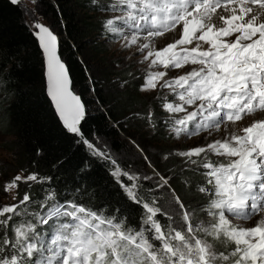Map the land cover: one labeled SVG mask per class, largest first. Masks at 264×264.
I'll return each instance as SVG.
<instances>
[{"label": "snow or ice", "instance_id": "1", "mask_svg": "<svg viewBox=\"0 0 264 264\" xmlns=\"http://www.w3.org/2000/svg\"><path fill=\"white\" fill-rule=\"evenodd\" d=\"M90 6L110 14L101 22L102 38L134 48L138 63L146 65L141 76H133L142 77L140 90H167L157 100L169 114L159 124L170 137L211 136L223 127L222 139L164 156L185 158L181 175L190 170L203 178H183L185 188L192 186L203 199L182 200L170 183L174 177L156 170L135 140L129 142L150 174L122 168L106 144L84 135L87 105L72 89L57 34L37 19L31 27L58 118L89 155L109 162L126 200L141 211L137 218L121 206L96 208L68 189L58 193L50 176L18 174L5 192L19 181L47 187L41 198L26 192L18 203L0 206V264H264V119L229 130L246 116L264 113V0H90ZM166 34L171 42L158 48L156 39ZM88 82L95 92L90 74ZM135 115L157 129L151 109ZM210 154L223 159L214 162ZM143 181L150 182L147 188ZM248 221L252 226H245Z\"/></svg>", "mask_w": 264, "mask_h": 264}, {"label": "trees", "instance_id": "2", "mask_svg": "<svg viewBox=\"0 0 264 264\" xmlns=\"http://www.w3.org/2000/svg\"><path fill=\"white\" fill-rule=\"evenodd\" d=\"M105 2L107 0H97V5ZM35 8L47 24L62 35L61 55L69 67L75 91L88 108V115L81 124L84 135L94 143L93 137L98 138L100 145V140L105 141L122 168L145 171L147 163L129 143L128 137L134 138L162 174L174 177L170 183L182 200H202V195L195 193L192 186L185 188V177L203 180L190 170L181 175V168H186L185 158L169 155L164 159L165 154L176 150L171 147L167 130L159 124L160 118L168 116L157 100L162 93L143 95L140 79H133L141 74L133 67L124 71L110 68L106 47L96 37L102 36L101 22L107 19L98 16L102 11L90 6V0H37ZM33 31L21 4L0 0V132L8 137L2 146L11 154V160L0 163V200L4 185L12 180L7 179L8 174H13L14 178L18 173L26 176L35 172L52 177L51 184L58 193L68 189L73 196L83 198L80 202H91L96 208L121 206L122 212L134 213L138 218L141 209L126 200L110 175L109 162L89 155L86 147L77 142L79 138L69 133L58 118L46 92L45 61ZM89 74L95 83V94L89 87ZM122 78L127 81L123 88L117 82ZM97 97L100 106L94 107L98 104ZM149 109L157 121L154 132L146 121L135 115L146 114ZM209 158L214 162L223 159ZM121 180L128 183L124 177ZM149 183L143 181L144 187ZM17 184L19 200L26 192L33 199L41 198L42 187H47L34 182H28L31 188L23 181ZM76 188L81 191L76 193ZM66 197L67 194L60 198Z\"/></svg>", "mask_w": 264, "mask_h": 264}, {"label": "rangeland", "instance_id": "3", "mask_svg": "<svg viewBox=\"0 0 264 264\" xmlns=\"http://www.w3.org/2000/svg\"><path fill=\"white\" fill-rule=\"evenodd\" d=\"M108 2H109V0H107V2H105V3H108ZM21 5L24 9L25 19L30 26H32L34 23V20H37V19L41 22L48 23L37 12V10L35 8V4L32 3V0H23ZM28 9H32L35 12V16H33L31 13H29L27 11ZM98 16H101L103 18H109L110 14L107 12H101V15L98 14ZM60 36L62 37V35H60ZM96 37H98V41H101L103 43V45L106 47V54H105L106 59H107V62L110 63V68L112 70L124 71V69L126 70L128 67H133V69L137 70V72H139L141 74V69L146 68V65L138 63V60L140 59V57L137 55H134V52H135L134 48L133 49H122L120 43L108 44L106 42V39L102 38L101 35L96 36ZM169 42H171L169 40V34H166L164 37H160V38L156 39V45L158 48L166 46V44ZM187 70H189V69L185 68L183 70H174V71L169 73V76H174L177 74V72H180L182 74L184 71H187ZM118 78H119V76H118ZM117 82L120 83L119 85L121 88H123L127 85V83H125L124 78L118 80ZM141 84H142V77L140 78V86H141ZM157 92H160L163 94V93L167 92V90L165 89V90L161 91L158 88L155 91H141V93L143 95H153V94H156ZM93 94H95V93L93 92ZM93 96H95V95H93ZM169 99H171V97H169ZM0 100H1V94H0ZM99 106H100V104L98 103L94 107H99ZM166 115H169V114L166 112ZM254 119H264V113L258 112L255 114V116H246L244 118V120L238 122L236 125L230 124L229 130L235 129L236 131H239L240 127L247 126ZM224 135H225V132H224V129L222 127V129L219 132H214L211 136H209L208 133H201L200 135L194 136L190 139L184 137L183 135L179 139H175V138L170 137L171 143H172L171 147H175V150L187 151V150L194 148V147H197V146H205L208 142H211L214 139H222ZM205 137H207V139H205ZM7 138H8L7 136L2 135V133L0 132V163L11 160L10 152L5 150L2 146V143ZM128 140L130 141V140H135V139L132 137H128ZM100 143H102V145L106 144L105 141H103V140H100ZM136 143L139 144L137 141H136ZM140 147L142 148L141 145H140ZM107 148H108V151L112 154V151L108 145H107ZM209 156L212 157L213 159L218 158V157H215L211 154ZM152 165L155 166L153 163H152ZM155 168L157 169L156 166H155ZM145 171L149 172V174L151 173V169L148 168V164L145 168ZM18 174L24 176L22 173H18ZM18 174H16V175H18ZM7 179H13V174H8ZM13 197H15V200L13 199ZM165 198L167 199L168 197L165 196ZM18 202H19V199L17 198V188H14L10 192L4 191V194L0 200V206L11 205L13 203H18ZM259 218L260 217H255L254 219H259ZM253 222L254 221H248L245 226H252ZM239 223H243V222H239Z\"/></svg>", "mask_w": 264, "mask_h": 264}, {"label": "water", "instance_id": "4", "mask_svg": "<svg viewBox=\"0 0 264 264\" xmlns=\"http://www.w3.org/2000/svg\"><path fill=\"white\" fill-rule=\"evenodd\" d=\"M23 1V0H22ZM22 3V2H21ZM41 22V21H40ZM41 23H43V24H45L46 26H49L53 31H54V33L55 34H57V36H58V38H59V52H60V55H61V39H62V37L60 36V34H58L49 24H47V23H44V22H41ZM61 58H62V60H64V58L62 57V55H61ZM65 61V60H64ZM66 62V61H65ZM66 65H67V62H66ZM68 66V65H67ZM69 68V67H68ZM45 72H46V67H45ZM69 74H70V77H71V80H72V89H73V91L75 92V93H77L76 91H75V89H74V87H73V79H72V76H71V73H70V70H69ZM78 94V93H77ZM80 95V94H79ZM81 96V95H80ZM50 98V97H49ZM82 98V97H81ZM82 100H83V98H82ZM84 101V100H83ZM54 105V104H53ZM123 137H125V135H123ZM155 167V166H154ZM157 170V169H156Z\"/></svg>", "mask_w": 264, "mask_h": 264}]
</instances>
